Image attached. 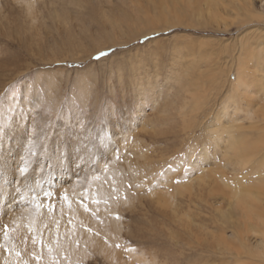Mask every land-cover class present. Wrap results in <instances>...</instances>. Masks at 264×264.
Here are the masks:
<instances>
[{"label": "rangeland", "instance_id": "1", "mask_svg": "<svg viewBox=\"0 0 264 264\" xmlns=\"http://www.w3.org/2000/svg\"><path fill=\"white\" fill-rule=\"evenodd\" d=\"M228 1L0 0V264L237 262L239 212L225 190L256 173L229 137L241 146L264 134L240 109L245 134L215 120L239 50L264 32V10ZM250 92L239 106L259 115L264 90ZM215 171L226 184H213Z\"/></svg>", "mask_w": 264, "mask_h": 264}, {"label": "bare ground", "instance_id": "2", "mask_svg": "<svg viewBox=\"0 0 264 264\" xmlns=\"http://www.w3.org/2000/svg\"><path fill=\"white\" fill-rule=\"evenodd\" d=\"M209 1V0H206V2ZM229 7H231L232 9L236 8V9H239V10H249V0H229ZM153 21V20H152ZM154 26V25H153ZM257 38H255L251 44L249 46H246L244 45V47L242 49L239 50L238 54H237V59L238 60H241L243 62V64H238L236 66V68L234 69V73H235V79L232 81V88H231V93L229 94L228 92V98H227V103L225 105H223L221 108H220V112L218 113V116L216 118V122H220V126L221 124L225 125V127H222V128H226V130H233L235 132V130H239V132H241L242 134V131L243 133L245 132V126L243 124L242 121H245L246 119H250V121H252L249 125L250 128L254 127V130L255 132H261V134H264V109H263V113H258L259 115H256V111L258 110H255L253 109V111H251L250 108H246L244 110V108H242V106H239V104H241L243 102V100L246 98L247 94L251 91V89L253 87H262L263 90H264V32H261L260 34L258 33V35L256 36ZM177 60V59H176ZM235 61V60H234ZM182 67V66H181ZM191 67V66H190ZM200 67V66H198ZM193 68V67H192ZM196 68V67H195ZM201 69V68H200ZM183 70V69H182ZM192 70V69H191ZM196 70V69H194ZM198 70V69H197ZM215 70V69H214ZM213 71V70H212ZM188 72V71H187ZM193 72V71H192ZM205 73V72H204ZM217 73V72H216ZM195 74V73H194ZM191 75L192 76H194ZM206 74V73H205ZM220 74V73H219ZM182 75V74H181ZM209 75V74H207ZM184 76V75H182ZM188 76V75H187ZM197 76V75H196ZM199 76V75H198ZM210 76V75H209ZM215 77L218 76V74H214ZM221 76V75H219ZM218 76V77H219ZM172 76H169V78H171ZM185 77V76H184ZM200 77V76H199ZM202 77V76H201ZM178 78V77H177ZM210 78V77H209ZM258 78V79H257ZM168 79V77H167ZM179 79V78H178ZM186 79V78H185ZM194 79V77H193ZM196 79V78H195ZM204 79V78H203ZM208 79V78H206ZM183 80V79H182ZM192 80V78H191ZM198 80V78H197ZM202 80V79H201ZM205 80V79H204ZM211 80V78L209 79ZM216 80V79H215ZM156 81V80H155ZM203 81V80H202ZM207 81V80H206ZM149 85V88L146 90L148 93H150L153 88H152V85H151V82L146 81ZM195 82V81H194ZM137 83H141V81L139 80ZM188 83V82H187ZM197 83V82H196ZM207 83V82H206ZM209 83V82H208ZM138 84V85H139ZM185 84V83H184ZM192 85V83H190ZM189 84V85H190ZM212 84V83H211ZM187 85V84H186ZM214 85V83L212 84V86ZM183 86V85H182ZM199 87H201V85H198ZM197 86V87H198ZM215 86V85H214ZM187 87V86H186ZM147 88V87H146ZM141 91V89H138ZM186 90V89H185ZM201 90V88H200ZM143 92V91H142ZM251 93V92H250ZM200 94V93H199ZM202 94V93H201ZM200 94V95H201ZM198 95V94H197ZM199 95V96H200ZM261 95V94H260ZM192 96V95H191ZM202 96V95H201ZM248 97V96H247ZM264 97V96H263ZM262 99V98H261ZM194 100V99H192ZM225 100V99H224ZM223 100V101H224ZM196 101H198L196 99ZM202 101V100H200ZM253 101V100H252ZM232 103H234L232 105ZM246 103V102H245ZM261 103V102H260ZM237 104H238V108H237ZM243 104V103H242ZM250 107L249 104H247V106H244V107ZM233 108L232 111H230V108ZM260 108V107H259ZM243 110L242 113L245 112V120L240 118V117H237L238 113L240 112L239 111ZM250 110V111H249ZM261 110V109H260ZM212 111V110H210ZM241 113V114H242ZM207 114V113H206ZM240 114V113H239ZM244 115V114H242ZM241 115V116H242ZM242 120V121H241ZM253 120L256 122H261V123H258L256 126L253 125ZM249 121V120H248ZM249 121V122H250ZM223 122V123H222ZM219 127V126H217ZM216 128V127H215ZM218 130V129H217ZM221 130V129H220ZM248 130V129H247ZM251 130V131H252ZM210 132H212L211 130H209ZM249 131V130H248ZM250 131V132H251ZM216 132V131H215ZM219 132V130H218ZM254 132V133H255ZM220 133V132H219ZM218 133V134H219ZM209 135V133H207ZM239 134V133H238ZM240 134V136H241ZM245 134V133H244ZM243 134V135H244ZM260 134V133H258ZM260 134V135H261ZM224 135H227L226 133ZM223 135V136H224ZM235 135V134H234ZM222 136V135H221ZM246 136V135H244ZM248 136V135H247ZM262 137V136H261ZM264 137V136H263ZM263 137L261 138L262 140H259L260 142H256V143H252V144H248V145H242L241 146H238L236 145V142L240 144V141L239 140H234L235 137H233V139H231V137H229V140L231 141L229 144H230V147H231V153L235 156H237V160L238 162H241V166H243L244 164H248V163H251L253 166H252V171H254L256 173V175L254 176V178H250L252 179L250 181L249 184H246L242 181V179H240L238 176L240 175H236L234 176V179H235V186H233L230 189H228L229 187L226 186V192L228 191H231L229 192L230 193V197L228 199H230V203L232 206L233 204H235L237 207L236 209H238V216L237 218L231 222V225L235 228V234H234V238H235V245H234V258L237 260V262L235 260H232V262L235 261V263H232V264H264V139ZM210 138V136H209ZM228 138V137H227ZM241 138V137H240ZM248 138V137H246ZM208 139V138H207ZM222 139V138H221ZM253 139V138H252ZM79 140V139H78ZM215 140V139H214ZM234 140V141H233ZM257 140V139H255ZM80 141V140H79ZM85 140H83L84 142ZM218 143H219V140H217ZM228 141V140H227ZM236 141V142H235ZM239 141V142H238ZM254 142V140H252ZM229 142V141H228ZM233 142V143H232ZM243 143V142H241ZM84 145V144H83ZM86 145V144H85ZM212 145V144H211ZM215 145V144H214ZM224 145V143H223ZM227 145V143H226ZM12 146H14L12 144ZM76 147V146H75ZM216 147V146H214ZM128 148V147H127ZM224 148V147H223ZM222 148V149H223ZM85 149V148H84ZM220 149V147L218 148V150ZM226 149V148H225ZM224 149V150H225ZM69 150V149H68ZM86 150V149H85ZM216 150V149H215ZM132 151V150H131ZM221 151V150H220ZM230 151V150H229ZM247 151V152H246ZM240 152H243L242 153V156L240 155ZM224 153V151H223ZM89 154V153H88ZM215 154V152H214ZM225 155H227L225 153ZM229 155V153H228ZM232 156V157H234ZM247 156V157H245ZM137 157V156H136ZM245 157V158H244ZM142 158V157H141ZM144 158V157H143ZM225 158V157H224ZM223 158V159H224ZM137 159V158H136ZM129 160V158H128ZM240 160V161H239ZM90 161V160H89ZM131 161V160H130ZM148 161V160H146ZM218 161V160H217ZM135 162V161H133ZM216 162V161H215ZM236 162V161H234ZM143 163V162H142ZM237 163V162H236ZM141 164V163H140ZM148 164V163H147ZM146 164V166H147ZM227 164V163H226ZM235 164V163H234ZM258 167H256L257 165ZM118 165V164H117ZM158 165V164H157ZM238 165V164H237ZM236 165V166H237ZM120 166H122V163L120 164ZM133 166V165H131ZM142 167V165H139ZM220 166V165H219ZM118 167V166H117ZM123 167V166H122ZM121 167V168H122ZM144 167V166H143ZM235 167V166H234ZM245 167V166H244ZM129 168V167H128ZM147 168V167H146ZM151 168V167H149ZM214 168L216 169L217 167L214 166ZM222 168V167H221ZM228 168V167H227ZM231 168V167H230ZM246 168V167H245ZM245 168H243V173H245ZM141 169V168H140ZM206 169V168H205ZM232 169V168H231ZM151 170V169H149ZM223 169H221V171H223ZM238 170V169H237ZM242 170V169H241ZM247 170H249V172H247ZM124 171V170H123ZM122 171V173H123ZM139 171V169H138ZM204 171V170H203ZM211 171V170H210ZM214 171V170H213ZM231 171V170H230ZM250 171H251V168L249 169V166L248 168L246 169V174H250ZM129 172V171H128ZM135 172V171H133ZM212 172V171H211ZM224 172V171H223ZM228 172V171H227ZM232 172H235L236 171H232ZM253 172V173H254ZM203 174V172H201ZM207 173H209L207 171ZM215 176H214V180H213V177H212V181H213V184L215 182L216 185L218 184H226L227 182L224 180L226 178V176H223V174H219V172H216L215 171ZM240 173V172H239ZM135 174V173H134ZM205 174V173H204ZM213 175V173H211ZM252 174V173H251ZM125 175V174H124ZM127 175V174H126ZM147 176V174H146ZM150 176V175H149ZM199 176V175H198ZM205 176L209 177L210 174H206ZM127 177V176H126ZM135 177H136V174H135ZM203 178H205L203 175H202ZM202 177H200L201 179H203ZM225 177V178H223ZM228 177V176H227ZM138 178V177H137ZM136 178V179H137ZM198 178V177H197ZM196 178V179H197ZM198 178V179H200ZM211 178V177H210ZM209 178V180H210ZM249 178V179H250ZM133 179V177H132ZM192 179V178H191ZM190 179V180H191ZM229 179V178H226V180ZM131 180V179H130ZM206 180V179H205ZM135 181V180H133ZM143 181V180H142ZM192 181L194 182V179H192ZM191 181V182H192ZM202 182H206L203 180H201ZM211 181V182H212ZM234 181V180H233ZM196 182V181H195ZM200 183V180L198 181ZM229 182V180H228ZM232 182V181H230ZM248 183V182H247ZM170 184V183H168ZM192 184V183H191ZM203 184V183H202ZM206 184V183H205ZM212 184V186H214ZM232 184V183H231ZM231 184H228V186H230ZM127 185V184H126ZM185 185V184H183ZM178 186V185H177ZM175 186V187H177ZM191 186V185H190ZM194 186V184H193ZM192 186V187H193ZM174 187V186H173ZM189 187V185H188ZM187 185H185V192H187ZM205 187V185H204ZM208 187V186H207ZM217 186H215L214 188H216ZM219 187V186H218ZM223 187V186H222ZM221 187V188H222ZM164 188V187H163ZM169 188V187H168ZM180 188V187H179ZM190 188V187H189ZM198 188V187H197ZM213 188V189H214ZM122 189V188H121ZM159 189V188H158ZM170 189V188H169ZM175 189L176 191V188H173ZM182 189V187H181ZM191 189V188H190ZM193 189V188H192ZM191 189V190H192ZM212 189V190H213ZM219 189V188H218ZM165 190V189H164ZM178 190V189H177ZM202 190V189H201ZM200 190V191H201ZM211 190V189H210ZM124 191V190H123ZM122 191V192H123ZM215 191V190H214ZM223 191H224V187H223ZM222 191V192H223ZM179 192V191H177ZM184 192V189L182 191H180L178 193V195H184L183 194ZM184 192V193H185ZM198 192V191H197ZM220 192V193H222ZM126 193V192H125ZM162 193V192H161ZM167 193V192H166ZM170 193V192H169ZM168 193V195L170 196V194ZM224 193V192H223ZM130 194V192H129ZM128 194V195H129ZM156 195L158 194V192L155 193ZM189 195V192L187 193ZM191 194V192H190ZM214 194V193H213ZM123 195V194H122ZM166 195V194H165ZM164 195V196H165ZM167 195V197H169ZM163 196V197H164ZM226 196V195H225ZM224 196V197H225ZM229 196V195H227ZM127 197V196H126ZM130 197V196H128ZM157 197V196H156ZM166 197V196H165ZM163 198V199H166V198ZM187 197V196H186ZM3 198V197H2ZM172 198V197H171ZM167 200V199H166ZM163 201V200H162ZM174 201V200H173ZM115 203V201H114ZM113 203V204H114ZM233 203V204H232ZM161 204V203H160ZM164 205H165V202H164ZM168 205V203H167ZM7 206V205H6ZM227 206V205H226ZM2 207V206H1ZM227 209V208H226ZM6 210V209H5ZM107 210V209H105ZM105 210H103L105 212ZM216 210V209H215ZM100 212V211H99ZM103 212V213H104ZM109 212V211H108ZM101 212V215L103 214ZM76 216H78L79 218V221H82L84 223H89V225L91 227H95V228H99V226H94L93 224V220H89L88 217L83 213V212H77L76 211ZM105 215L107 213H104ZM227 214V213H226ZM225 214V215H226ZM100 213H99V216H101ZM105 215H102V217H104ZM108 215V214H107ZM107 217V216H105ZM105 217L103 218V221L105 220ZM220 217V216H219ZM223 217V216H222ZM227 219H229L230 217L232 216H229V214L226 216ZM112 218V217H111ZM215 218V217H214ZM49 219V218H48ZM47 219V220H48ZM216 220V219H215ZM223 220V219H222ZM115 221V220H114ZM228 221V220H226ZM226 221H221V222H226ZM50 222V221H49ZM108 222V221H106ZM105 222V223H106ZM93 223V224H92ZM98 223V222H97ZM100 223V221H99ZM218 223V222H217ZM223 223V224H224ZM113 224V223H112ZM227 225H229V222L226 223ZM100 225V224H99ZM225 225V224H224ZM113 226V225H112ZM101 229H102V226H100ZM77 228V227H76ZM233 228V229H234ZM101 229H96L97 231H102ZM106 232V231H105ZM109 232V231H108ZM99 233V232H98ZM225 234V233H224ZM223 234V235H224ZM232 234V232H231ZM109 235V234H108ZM229 235V234H228ZM227 236V235H226ZM221 237V236H220ZM219 237V238H220ZM228 237V236H227ZM88 239H90V236L88 235L87 237ZM98 238V237H97ZM218 238V237H217ZM222 238V237H221ZM226 238V237H225ZM229 238H230V235H229ZM86 239V240H88ZM219 240V239H218ZM217 240V241H218ZM225 240V239H224ZM222 239V241H224ZM90 241V240H88ZM228 241V239H227ZM96 243V242H95ZM219 243V242H218ZM90 244V243H89ZM97 244V243H96ZM216 244V243H215ZM222 244V243H221ZM217 245V244H216ZM220 246V244H218ZM223 245V244H222ZM227 245H229L227 243ZM91 246V244H90ZM94 246V245H93ZM96 246V245H95ZM231 246V244H230ZM212 247V246H211ZM210 247V248H211ZM220 247H224L223 246H220ZM220 250L222 248H219ZM224 249V248H223ZM229 249V247H228ZM108 250V248H107ZM218 250V249H217ZM226 250V249H225ZM100 251V250H99ZM96 253V252H95ZM222 254V252L220 253ZM79 255V254H78ZM106 255V254H105ZM110 255V254H109ZM224 256V254H222V257ZM231 257V256H230ZM109 258V257H108ZM226 258V256L224 257ZM43 259L44 258V255H43ZM60 261V259H59ZM64 262V261H63ZM227 262V261H226ZM224 263V262H223ZM222 264V263H221ZM225 264V263H224ZM229 264V263H228Z\"/></svg>", "mask_w": 264, "mask_h": 264}, {"label": "snow or ice", "instance_id": "3", "mask_svg": "<svg viewBox=\"0 0 264 264\" xmlns=\"http://www.w3.org/2000/svg\"><path fill=\"white\" fill-rule=\"evenodd\" d=\"M256 6L258 8H260L261 10H264V0H257ZM104 55H107V53L101 52L99 54V56H104ZM99 56L93 57V59H99ZM72 67H79V66L78 65H72ZM3 129H4V126L0 125V134H2ZM45 139H47L46 135H45ZM29 145L30 146L28 148V155L31 157V156L35 155V153L33 152V148L35 147V145L32 144L31 141H29ZM73 150H75V146H74ZM58 158H59V156H58ZM29 163H30V161L26 160L21 166H18V168H17L18 178H23L27 175V172L29 171V168H28ZM19 184H20V179H17V181H16L17 193H19ZM21 199H22V197H21ZM33 200H35V196H33ZM117 218L119 219V217H117ZM4 227H5V230H7V226L5 225ZM116 247L119 248L120 245L117 244Z\"/></svg>", "mask_w": 264, "mask_h": 264}]
</instances>
